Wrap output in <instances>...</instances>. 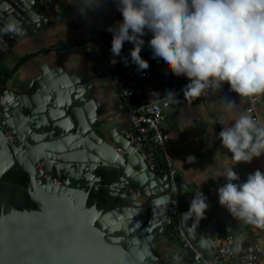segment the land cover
<instances>
[{"label":"water","instance_id":"water-1","mask_svg":"<svg viewBox=\"0 0 264 264\" xmlns=\"http://www.w3.org/2000/svg\"><path fill=\"white\" fill-rule=\"evenodd\" d=\"M9 1L18 30L10 41L4 38L10 33H0V61L21 33L35 32L42 20L39 0ZM64 92L65 98L56 93L41 105L0 100V182L13 168L27 172L26 189L38 205L0 214V264H174L158 252L173 207L168 175L152 171L118 128H108L97 99L86 101L89 89ZM101 190L121 204L111 210L88 206L91 192ZM181 201L182 231L214 259L212 241L194 232Z\"/></svg>","mask_w":264,"mask_h":264},{"label":"crops","instance_id":"crops-1","mask_svg":"<svg viewBox=\"0 0 264 264\" xmlns=\"http://www.w3.org/2000/svg\"><path fill=\"white\" fill-rule=\"evenodd\" d=\"M59 1L70 21H58L55 14L40 2L42 20L36 31L21 33L18 42L12 44L10 53L0 61V83L4 82L6 86L0 87V100L3 104L19 99L41 105L56 93L65 98L67 88H87L90 93L86 95V101L97 99L99 118L107 119L108 128L121 130L128 125V120L115 117L121 105L118 90L109 75L98 73L107 64L106 54L101 50L64 49L85 41L93 31L107 30L121 23L123 17L117 10V0H100L98 6L83 12L79 0ZM6 4L8 7L4 12L0 8L3 16L0 25L9 20L17 22L16 7L9 0H0V7ZM12 36L14 33L4 38L10 41ZM6 88L9 92L4 91ZM247 101L248 98H240L231 91L227 83L198 98H185L183 94L168 111L164 128L168 135L167 147L177 170L181 199L186 201L189 210L190 201L198 191L206 197L208 209L205 217L199 225L190 219L194 232L212 241L210 215L215 214L222 224L232 227L236 236V255L232 264H264V229L234 219L219 204L218 197V188L227 183L223 175L229 167H233L240 177L235 183L245 182L255 170L264 172L261 157L253 158L251 163L233 166L231 153L222 147L219 139L222 128L230 126L244 113ZM229 103H234L231 109ZM260 115L261 122H264V103L260 106ZM59 120L70 124L66 117ZM190 156L195 159L189 161ZM173 229L178 231L175 227ZM158 252L170 262L185 264L192 249L185 246L180 233L170 236L166 231L159 238ZM176 255L182 258L179 262L173 260Z\"/></svg>","mask_w":264,"mask_h":264},{"label":"clouds","instance_id":"clouds-1","mask_svg":"<svg viewBox=\"0 0 264 264\" xmlns=\"http://www.w3.org/2000/svg\"><path fill=\"white\" fill-rule=\"evenodd\" d=\"M79 3L83 12L100 0ZM117 10L123 20L108 28L112 54L119 56L124 42H131V61L138 70L148 69L140 55L147 29L152 33L148 43L153 58L162 59L174 76L190 81L185 98L217 91L224 83L240 98L264 96V0H117ZM17 30V22L9 20L0 33ZM165 97L176 98L172 92ZM233 106L228 104L229 109ZM251 112L246 110L219 133L233 166L264 156V122ZM223 176L227 183L218 188L219 204L234 219L264 229V172L255 170L243 183H235L240 177L233 167ZM207 209L206 197L198 191L185 217L199 225ZM181 259L173 257L176 262Z\"/></svg>","mask_w":264,"mask_h":264},{"label":"built area","instance_id":"built-area-1","mask_svg":"<svg viewBox=\"0 0 264 264\" xmlns=\"http://www.w3.org/2000/svg\"><path fill=\"white\" fill-rule=\"evenodd\" d=\"M39 1L55 14L58 21H70V17L62 10L59 0ZM112 36L113 34L108 29L93 31L85 41L68 45L64 49L67 51L101 50L106 54L107 64L102 66L98 73L109 75L120 95L121 105L115 113V117H126L128 120V125L121 128V134L141 153L152 171L168 175L173 207L166 219V224L178 229L185 246L192 249L185 264H232L236 255V236L232 227L222 224L218 216L210 215L214 259L208 258L203 252L195 249L181 229L180 184L174 160L167 147L168 135L164 128V122L167 119L168 111L184 94V89L190 81L183 75L174 76L168 71L167 65L162 59L153 58L152 49L148 43L152 33L147 29L142 37L145 43L140 53L141 57L149 63V68L146 70H138V66L131 61L130 52L134 47L131 42L125 41L121 54L113 56L111 52ZM43 54L44 52L40 55ZM169 92L174 93L176 98L165 97ZM263 103L264 96L248 97L244 112L251 108V115L261 121L260 106ZM118 151L122 152V149L118 148ZM261 160L264 164V156H261ZM180 250L177 251V254L180 253Z\"/></svg>","mask_w":264,"mask_h":264},{"label":"trees","instance_id":"trees-1","mask_svg":"<svg viewBox=\"0 0 264 264\" xmlns=\"http://www.w3.org/2000/svg\"><path fill=\"white\" fill-rule=\"evenodd\" d=\"M99 173H102L99 171ZM111 174H105V183L111 182L109 176ZM7 182H0V214L2 212L7 213L12 208L17 209H37L38 205L32 201L27 187L29 186V175L23 170L11 169L4 177ZM97 203L99 208L105 210H111L114 207L121 204V202L112 199L110 194L101 190L98 194L93 191L90 194L87 205L92 206ZM174 226H170L168 233L170 236L177 235L178 231L173 229Z\"/></svg>","mask_w":264,"mask_h":264},{"label":"rangeland","instance_id":"rangeland-1","mask_svg":"<svg viewBox=\"0 0 264 264\" xmlns=\"http://www.w3.org/2000/svg\"><path fill=\"white\" fill-rule=\"evenodd\" d=\"M108 124H109V122H108Z\"/></svg>","mask_w":264,"mask_h":264}]
</instances>
